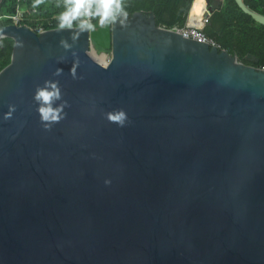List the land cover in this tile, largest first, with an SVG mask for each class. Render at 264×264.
I'll list each match as a JSON object with an SVG mask.
<instances>
[{
  "label": "water",
  "instance_id": "95a60500",
  "mask_svg": "<svg viewBox=\"0 0 264 264\" xmlns=\"http://www.w3.org/2000/svg\"><path fill=\"white\" fill-rule=\"evenodd\" d=\"M72 34L0 28V264H264V69L153 14ZM47 80L68 104L50 128Z\"/></svg>",
  "mask_w": 264,
  "mask_h": 264
},
{
  "label": "trees",
  "instance_id": "16d2710c",
  "mask_svg": "<svg viewBox=\"0 0 264 264\" xmlns=\"http://www.w3.org/2000/svg\"><path fill=\"white\" fill-rule=\"evenodd\" d=\"M124 8L131 16L139 12L144 16L153 14L156 26L176 30L184 27L190 9L193 14L202 7L207 8L204 0H123ZM193 2V4H192ZM34 0H1L0 28L12 25L9 17L13 16L17 7L22 11L19 26L37 33L57 29L56 17L64 7L62 0H44L33 8ZM245 6L264 16V0H243ZM192 6V7H191ZM96 23V20H93ZM204 33L218 49L235 55L239 62L258 69L264 68V26L256 23L250 16L238 9L234 0H224L221 10L215 13ZM14 41L8 37L0 38V72L9 65L12 57ZM93 48L102 52L93 44ZM110 54V51H104Z\"/></svg>",
  "mask_w": 264,
  "mask_h": 264
},
{
  "label": "clouds",
  "instance_id": "9594fccd",
  "mask_svg": "<svg viewBox=\"0 0 264 264\" xmlns=\"http://www.w3.org/2000/svg\"><path fill=\"white\" fill-rule=\"evenodd\" d=\"M43 2L44 0H34L33 8L38 7ZM62 4L64 11L56 17L58 29L71 31L73 42L76 41L78 34L95 31L97 27L104 28L116 23L125 26L128 18L123 0H62ZM93 20H96L95 24ZM73 29L76 31L73 32ZM59 44L66 50L72 47L63 38ZM62 72L63 70L58 68L54 74L59 76ZM61 98L59 81L47 80L42 87H36L33 99L39 105L36 111L41 121L44 122L45 128H50L52 124L63 119L61 113L68 106L67 101H64L59 107L53 108L52 106L55 101L61 100ZM12 111H15L14 107H10L9 115ZM107 119L123 126L127 117L123 111H116L108 113Z\"/></svg>",
  "mask_w": 264,
  "mask_h": 264
},
{
  "label": "built area",
  "instance_id": "2783aa9c",
  "mask_svg": "<svg viewBox=\"0 0 264 264\" xmlns=\"http://www.w3.org/2000/svg\"><path fill=\"white\" fill-rule=\"evenodd\" d=\"M194 1L195 0H193V2ZM205 3L207 4V8L202 7L201 12H196L192 14L190 9L184 27L180 29H176L175 31L181 34L185 38H189L198 42L208 43L210 46H216L210 39H208V37L204 33V29L210 23L211 18L216 11L210 9V7L208 6V0H204V4ZM21 15H22V11L19 9V7H17L15 14L9 17L12 21V25L18 24L19 20H21ZM41 32H42L41 29L37 30V33H41ZM101 55L104 56V54ZM109 61H105V62L108 63Z\"/></svg>",
  "mask_w": 264,
  "mask_h": 264
},
{
  "label": "bare ground",
  "instance_id": "6f19581e",
  "mask_svg": "<svg viewBox=\"0 0 264 264\" xmlns=\"http://www.w3.org/2000/svg\"><path fill=\"white\" fill-rule=\"evenodd\" d=\"M193 11H194V8H192L191 9V12H192V14H193ZM197 12H201V9H199V10H197ZM87 55L93 60V61H95L94 59H93V57H97V59H96V63H98L99 65H101V66H105L107 63L105 62V64H103V63H101V60H102V56L103 55H100V56H97L98 54L94 51V50H92V49H90L89 48V50H88V52H87Z\"/></svg>",
  "mask_w": 264,
  "mask_h": 264
},
{
  "label": "crops",
  "instance_id": "0c3cea01",
  "mask_svg": "<svg viewBox=\"0 0 264 264\" xmlns=\"http://www.w3.org/2000/svg\"><path fill=\"white\" fill-rule=\"evenodd\" d=\"M223 5H224L223 0H208V6L210 7V9L216 11L215 13L219 12L223 7Z\"/></svg>",
  "mask_w": 264,
  "mask_h": 264
},
{
  "label": "rangeland",
  "instance_id": "374dc122",
  "mask_svg": "<svg viewBox=\"0 0 264 264\" xmlns=\"http://www.w3.org/2000/svg\"><path fill=\"white\" fill-rule=\"evenodd\" d=\"M96 53L98 54L97 56L101 55V51H99L98 49H97ZM102 54H104V56H102L101 63L105 64V61H109L110 60L111 55L109 53L107 54L106 52H102ZM93 59L96 61L97 57H93Z\"/></svg>",
  "mask_w": 264,
  "mask_h": 264
}]
</instances>
